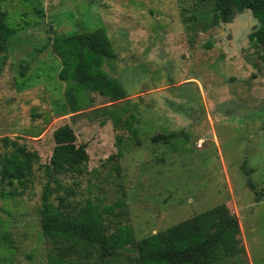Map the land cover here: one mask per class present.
Here are the masks:
<instances>
[{"label":"rangeland","instance_id":"1","mask_svg":"<svg viewBox=\"0 0 264 264\" xmlns=\"http://www.w3.org/2000/svg\"><path fill=\"white\" fill-rule=\"evenodd\" d=\"M15 36L0 51V159L11 147L35 153L26 182L0 169V264H49L42 197L70 211L114 205L116 256L82 264H137L138 243L226 205L244 252L215 264H264V60L249 41L250 11L215 23L212 0H0ZM105 28L116 58L104 65L127 97L62 113L57 36ZM114 107L127 112L115 127ZM69 124L88 153L81 171L49 177L54 131ZM64 199L62 202L60 199ZM61 207V206H60Z\"/></svg>","mask_w":264,"mask_h":264},{"label":"trees","instance_id":"2","mask_svg":"<svg viewBox=\"0 0 264 264\" xmlns=\"http://www.w3.org/2000/svg\"><path fill=\"white\" fill-rule=\"evenodd\" d=\"M212 1L216 24L230 23L235 13L250 11L253 14L259 25L249 35V41L260 48L264 60V0ZM15 32L0 5V51L10 43ZM53 52L62 62L59 79L68 85L66 103L58 115L76 113L94 104L87 96L89 92L111 102L127 97L124 85L110 78L103 68L106 62L116 58L104 27L57 36L53 40ZM123 108L120 107L121 111L117 107L109 110L115 127L125 123L127 112ZM53 136L55 148L46 167L47 175L81 171L88 161V153L83 146L77 145L74 129L64 124ZM2 143L11 147L9 155L0 159L2 178L23 184L33 172L37 155L16 141L5 138ZM51 194L48 184L42 197L41 226L52 244L49 264H82L97 255L100 258L117 255L122 246L121 228L108 218L114 210L121 208L120 203L102 206L89 202L86 207L70 211L68 205L56 207L50 201ZM239 233L237 220L226 205H220L140 241L135 248L137 264H215L223 257H237L244 252Z\"/></svg>","mask_w":264,"mask_h":264}]
</instances>
